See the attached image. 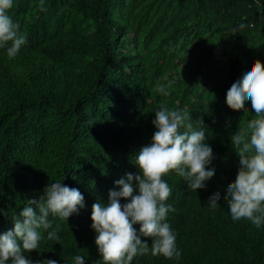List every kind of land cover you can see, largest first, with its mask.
Wrapping results in <instances>:
<instances>
[{
    "label": "trees",
    "instance_id": "1",
    "mask_svg": "<svg viewBox=\"0 0 264 264\" xmlns=\"http://www.w3.org/2000/svg\"><path fill=\"white\" fill-rule=\"evenodd\" d=\"M8 15L27 43L12 59L0 47V234L14 229L29 200L61 182L79 190L84 207L67 220L50 214L39 248L21 254L33 264H74L76 255L103 264L92 205H106L116 180L139 174L135 156L166 106L186 111L193 128L202 122L214 175L196 191L175 172L163 177L181 257L149 251L132 264H264V225L234 221L224 200L240 167L231 137L255 118L250 100L233 110L226 94L264 62V0H13ZM56 229L59 242L48 240ZM141 239L151 249V238Z\"/></svg>",
    "mask_w": 264,
    "mask_h": 264
},
{
    "label": "clouds",
    "instance_id": "2",
    "mask_svg": "<svg viewBox=\"0 0 264 264\" xmlns=\"http://www.w3.org/2000/svg\"><path fill=\"white\" fill-rule=\"evenodd\" d=\"M13 0H0V47L7 46V56L14 58L27 43L19 34V25L8 15ZM41 11L45 10L43 3ZM244 24L232 29V34L243 29ZM10 43V46H8ZM170 86V85H169ZM155 91L167 94L164 84L158 83ZM251 101L255 118L239 129L231 142L239 156L236 179L226 188L224 200L234 221L246 219L255 227L264 225V62L257 59L242 79L233 83L226 94L227 106L233 110L244 108ZM186 111L170 110L162 106L155 111L152 124L157 131L151 143L142 147L135 156L139 174L127 173L115 181L119 190H110L108 203H94L91 227L97 233L95 244L103 264H132L136 256L151 252L166 259L181 257L176 246V234L166 222L169 211H175L166 203L172 189L163 179L175 172L196 191L206 187L205 181L214 175V169H206L213 158L212 148L205 143L202 122L193 128ZM184 131H181V129ZM128 202L121 204L120 199ZM220 193L209 197L208 205L219 206ZM84 207V197L76 188L50 183L39 200H29L19 217H14V229L0 234V264H33L21 253L39 248L43 239L41 228H51L49 215L67 220ZM139 224V231L134 225ZM58 229L47 232L48 240L59 242ZM141 237L151 238L149 244ZM74 264H85L84 257L76 255ZM38 264H57L47 259Z\"/></svg>",
    "mask_w": 264,
    "mask_h": 264
}]
</instances>
